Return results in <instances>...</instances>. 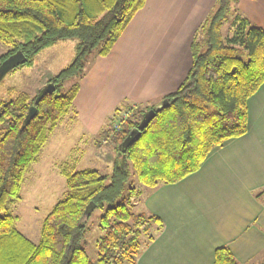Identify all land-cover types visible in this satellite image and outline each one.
Wrapping results in <instances>:
<instances>
[{
  "label": "trees",
  "instance_id": "1",
  "mask_svg": "<svg viewBox=\"0 0 264 264\" xmlns=\"http://www.w3.org/2000/svg\"><path fill=\"white\" fill-rule=\"evenodd\" d=\"M145 1L0 0V43L6 46L0 62L21 50L26 61L15 68L27 66L57 41L75 40L68 64L46 81L54 91L41 97L27 124L22 127L37 94L22 91L1 102L0 264H134L164 227L157 215L133 206L141 195L138 184L150 191L178 182L198 170L213 147L246 133L247 99L264 81V30L242 13L238 0H216L193 33L191 66L177 88L154 104L118 106L113 114L127 112L119 127L109 116L96 134L95 145L110 141L120 162L109 173L65 162L59 168L63 196L44 217L38 241L16 228L11 206L21 199L26 171L70 112L90 59L109 53ZM163 100L166 105L155 109ZM150 108L153 118L121 151V141ZM263 193L255 197L264 204ZM94 209L102 214L93 259L83 239ZM212 264L241 263L221 245Z\"/></svg>",
  "mask_w": 264,
  "mask_h": 264
},
{
  "label": "crops",
  "instance_id": "2",
  "mask_svg": "<svg viewBox=\"0 0 264 264\" xmlns=\"http://www.w3.org/2000/svg\"><path fill=\"white\" fill-rule=\"evenodd\" d=\"M215 1L146 0L109 53L90 59L68 119L95 137L118 106L154 104L174 91L191 66L193 33ZM237 5L264 30V0ZM263 188L264 81L247 99L245 134L213 147L178 182L145 188L136 208L164 227L134 264H212L221 245L241 264H264V204L255 197Z\"/></svg>",
  "mask_w": 264,
  "mask_h": 264
},
{
  "label": "rangeland",
  "instance_id": "3",
  "mask_svg": "<svg viewBox=\"0 0 264 264\" xmlns=\"http://www.w3.org/2000/svg\"><path fill=\"white\" fill-rule=\"evenodd\" d=\"M74 43V39L57 41L40 51L29 65L7 72L0 80V105L2 101L13 98L22 91L30 97L37 94L51 75L68 64L73 54ZM4 50L6 46L0 43V53ZM71 112L72 109L69 114ZM125 114L127 115V112L121 110L110 116L117 120L126 118ZM68 118L69 115H65L48 135L35 162L25 173L20 192L21 199L11 206L12 214L17 217L16 228L33 242L39 239L44 217L52 205L63 196L64 177L59 173L62 164L75 161L77 169L90 167L109 173L113 165L120 162V157L110 141L100 140L101 144L96 146L94 143L96 136L89 137L84 134L80 124ZM131 178L134 179V175ZM138 187L141 195L131 200L135 209L141 206L145 195V187L141 184H138ZM101 214L102 210H93L87 220V230L83 239V246L93 259L97 255L96 244L101 235L98 227Z\"/></svg>",
  "mask_w": 264,
  "mask_h": 264
},
{
  "label": "water",
  "instance_id": "4",
  "mask_svg": "<svg viewBox=\"0 0 264 264\" xmlns=\"http://www.w3.org/2000/svg\"><path fill=\"white\" fill-rule=\"evenodd\" d=\"M26 61V57L23 54L21 50H18L12 54H10L8 57L3 59L0 62V80L5 76L7 72L15 68L17 65L23 63ZM54 91V84L52 82L46 83L37 93L34 104L29 106L27 113L24 117V120L22 122V127L27 124L35 115L36 113V104L39 102L41 97L47 93H52ZM166 105V100H163L160 102V104L155 108H161ZM155 109L150 108L146 110L138 123L136 127H133L128 134L124 137V139L119 144V148L121 151H125V149L133 142V140L140 134V131L147 126L149 121L153 118L155 115Z\"/></svg>",
  "mask_w": 264,
  "mask_h": 264
},
{
  "label": "built area",
  "instance_id": "5",
  "mask_svg": "<svg viewBox=\"0 0 264 264\" xmlns=\"http://www.w3.org/2000/svg\"><path fill=\"white\" fill-rule=\"evenodd\" d=\"M125 116H126V114H125ZM122 117H124V116H122ZM120 119H121V118L117 119V121L115 122V124H114V127H115V128H118V127H119L118 122H119Z\"/></svg>",
  "mask_w": 264,
  "mask_h": 264
}]
</instances>
